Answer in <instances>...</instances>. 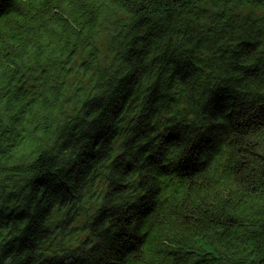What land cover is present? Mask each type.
<instances>
[{
    "label": "trees",
    "instance_id": "obj_1",
    "mask_svg": "<svg viewBox=\"0 0 264 264\" xmlns=\"http://www.w3.org/2000/svg\"><path fill=\"white\" fill-rule=\"evenodd\" d=\"M0 264H264V0H0Z\"/></svg>",
    "mask_w": 264,
    "mask_h": 264
}]
</instances>
